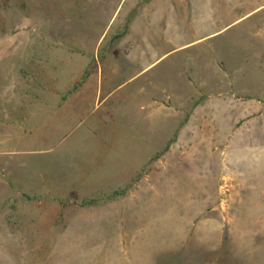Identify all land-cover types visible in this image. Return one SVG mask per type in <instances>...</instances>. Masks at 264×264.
<instances>
[{"label": "rangeland", "instance_id": "obj_1", "mask_svg": "<svg viewBox=\"0 0 264 264\" xmlns=\"http://www.w3.org/2000/svg\"><path fill=\"white\" fill-rule=\"evenodd\" d=\"M123 20L138 56L85 80ZM38 92L87 102L6 122ZM182 112L131 182L107 132L158 149ZM0 264H264V0H0Z\"/></svg>", "mask_w": 264, "mask_h": 264}, {"label": "crops", "instance_id": "obj_2", "mask_svg": "<svg viewBox=\"0 0 264 264\" xmlns=\"http://www.w3.org/2000/svg\"><path fill=\"white\" fill-rule=\"evenodd\" d=\"M132 26V21L123 20L121 22L119 29L117 30V33L114 35V47L110 51L104 52L102 55V58L100 57L97 59L95 58L93 62H95L94 65L92 63H89V60L87 63L83 65L82 72L86 78H91L92 74L95 73V78L97 80V84H100L101 87L111 89L112 86V80L114 78L111 74H118L119 66L120 65H126L128 66V63L126 61L129 60V65L132 63V59H135L138 54L139 50L138 48L135 49L137 46L136 43H138V34L132 33L130 31V28ZM119 31V32H118ZM11 43V42H10ZM10 43H6V46L10 45ZM21 47V45L19 46ZM35 49V48H34ZM33 49L34 55H32V52H28V50L18 48V50H14L11 52L10 55H6V72H9L12 68H14V71L19 73L22 71V69L27 68L28 69H37L41 65V61L37 59V56H35L36 51ZM133 55H131L132 51ZM7 53V51H6ZM17 53V54H16ZM21 53H23L21 55ZM28 53L29 55H27ZM36 57V59H34ZM112 60V61H110ZM134 61V60H133ZM154 63V62H153ZM153 63H149L147 67L152 65ZM104 70H107L109 72V76L106 78L104 75ZM13 71V72H14ZM7 76V75H6ZM85 82V81H84ZM78 85L77 88L74 90H70L69 93L71 94H78L80 90L84 88L85 83ZM74 87V85H73ZM68 89V88H67ZM31 90H29L31 94ZM40 93V94H39ZM41 92H38L36 95H17V96H9L6 97V122L10 119L11 111H18L20 113L26 114V109L28 111L33 112L34 109H31L33 105H54V106H68V105H80L82 103H86V98L78 97L75 95H71L68 97H59V96H45L43 97L41 95ZM110 94V92L107 93L106 97ZM156 105L160 106L162 105L160 102L156 101ZM187 102L182 101V108L186 106ZM62 108V107H61ZM74 109V108H72ZM186 109V108H185ZM180 115L179 119L173 120L174 124H172V129L169 128V133L166 137H168L165 140V134L163 133L162 139L160 135H157V143L160 148L155 149V131L151 132L152 134L147 136L146 140H142L141 142H138L136 138L129 139L128 137L124 138V140H121V136L113 131H108L107 135H110L111 139V148L115 146L116 148L121 149V154L124 155L122 158V163H125L127 166L126 170H129L128 174L131 176V182L134 180V184H136V180L138 179V176H140L141 173L144 172V170L148 169L151 164L154 163V159L156 157L157 153L163 152L166 154L171 147V142L178 134V131L182 127V122L185 121L186 115L185 112L176 114V117ZM171 126V125H170ZM7 132V131H6ZM96 136V134H95ZM101 137V134H99ZM98 136V137H99ZM130 136V135H129ZM96 141L93 143L97 148L104 149L103 146H107V142L100 140L97 137L95 138ZM113 145V146H112ZM167 148V150H166ZM166 150V151H165ZM127 174V176H128ZM123 175V174H122ZM126 175V174H125ZM124 175V176H125ZM11 183H6V185H10Z\"/></svg>", "mask_w": 264, "mask_h": 264}]
</instances>
